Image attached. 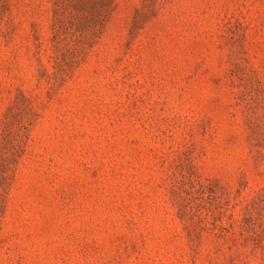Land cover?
I'll use <instances>...</instances> for the list:
<instances>
[{"label": "rangeland", "instance_id": "1", "mask_svg": "<svg viewBox=\"0 0 264 264\" xmlns=\"http://www.w3.org/2000/svg\"><path fill=\"white\" fill-rule=\"evenodd\" d=\"M0 264H264V0H0Z\"/></svg>", "mask_w": 264, "mask_h": 264}]
</instances>
